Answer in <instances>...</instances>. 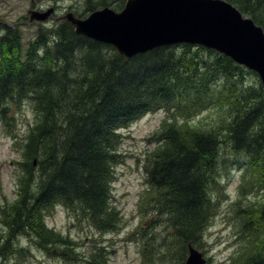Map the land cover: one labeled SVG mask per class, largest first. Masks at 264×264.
Wrapping results in <instances>:
<instances>
[{"label":"trees","instance_id":"16d2710c","mask_svg":"<svg viewBox=\"0 0 264 264\" xmlns=\"http://www.w3.org/2000/svg\"><path fill=\"white\" fill-rule=\"evenodd\" d=\"M226 1L264 30V0ZM22 40L16 29L0 38V124L14 125L12 107L21 110L26 99L35 112L23 140L16 198L0 205L6 215L0 255L29 253L20 244L26 236L70 263L107 264L97 245L88 260L80 258L74 241L45 218L64 207L100 234L120 230L123 217L111 198L123 162L122 131L162 111L145 167L149 188L141 208L147 203L150 213L137 237L141 264H186L189 244L203 250L215 200H223L214 195L222 190L219 174L234 164L243 172L234 204L238 240L247 241L236 263L264 264V92L254 72L188 44L126 59L67 23L39 30L24 59ZM204 109L214 111L210 119L200 117Z\"/></svg>","mask_w":264,"mask_h":264},{"label":"rangeland","instance_id":"374dc122","mask_svg":"<svg viewBox=\"0 0 264 264\" xmlns=\"http://www.w3.org/2000/svg\"><path fill=\"white\" fill-rule=\"evenodd\" d=\"M122 0H0V38L6 34V29H16L22 34L23 56L30 43L36 39L37 32L43 33L55 30L58 23L51 20L48 23H30L29 11H45L55 9V18L69 12L80 18H87L90 10L110 6L115 11H120ZM50 37V35L48 36ZM4 55L8 51L3 49ZM261 83V81H260ZM262 85V84H261ZM214 111L202 110V118H209ZM11 115L15 119L14 125L0 124V205L13 203L16 198L17 185L21 174L19 162L23 160V140L35 119L32 101L26 99L21 110L13 105ZM164 114L151 113L134 122L124 133L121 146L123 162L117 170L116 181L112 186L111 201L123 217L120 230L114 233H99L95 228L84 221L79 213L64 207H58L54 213L46 216L45 222L49 228L57 233L70 237L74 241L76 253L80 258L89 257L95 250V245L101 246L102 255L107 259V264H141L140 246L137 242L139 226L149 219L150 209L141 208L142 198L149 188L146 170L147 156L155 148V134L161 125ZM244 158V157H243ZM233 159V158H232ZM245 160V159H240ZM222 188L220 195L223 200L216 202V210L207 230L203 252L210 259L209 264H237V253L245 250L247 241L238 240V219L234 213V204L241 197L239 186L241 171L230 167V170H221ZM251 190V189H250ZM256 190H253L251 201L255 200ZM250 198V195L248 196ZM246 206V205H245ZM243 206V208L245 207ZM77 215V216H76ZM2 219V220H1ZM0 234L6 233V215H0ZM20 244L30 252L23 257L0 255V264H73L65 261L56 251L49 254L40 248H35L26 236H20ZM78 264H83L79 260ZM85 264V263H84Z\"/></svg>","mask_w":264,"mask_h":264},{"label":"water","instance_id":"95a60500","mask_svg":"<svg viewBox=\"0 0 264 264\" xmlns=\"http://www.w3.org/2000/svg\"><path fill=\"white\" fill-rule=\"evenodd\" d=\"M52 13L29 11V21L46 22ZM61 20L77 35L111 45L127 59L179 44L216 51L255 72L264 90V30L224 0H128L120 13L105 8L87 19L68 13ZM186 264L207 260L189 244Z\"/></svg>","mask_w":264,"mask_h":264}]
</instances>
